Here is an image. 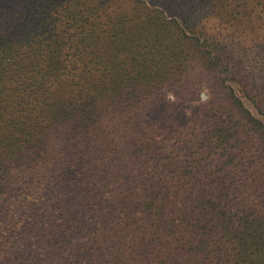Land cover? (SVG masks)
Wrapping results in <instances>:
<instances>
[{
	"label": "trees",
	"instance_id": "1",
	"mask_svg": "<svg viewBox=\"0 0 264 264\" xmlns=\"http://www.w3.org/2000/svg\"><path fill=\"white\" fill-rule=\"evenodd\" d=\"M0 264H264V0H0Z\"/></svg>",
	"mask_w": 264,
	"mask_h": 264
},
{
	"label": "clouds",
	"instance_id": "2",
	"mask_svg": "<svg viewBox=\"0 0 264 264\" xmlns=\"http://www.w3.org/2000/svg\"><path fill=\"white\" fill-rule=\"evenodd\" d=\"M168 99L169 100L173 99L171 94H169ZM200 99H201L202 102H206L207 99H208V96L206 94L202 93Z\"/></svg>",
	"mask_w": 264,
	"mask_h": 264
}]
</instances>
